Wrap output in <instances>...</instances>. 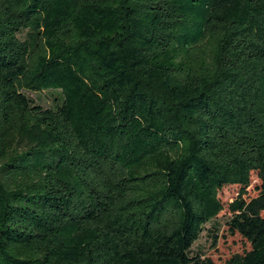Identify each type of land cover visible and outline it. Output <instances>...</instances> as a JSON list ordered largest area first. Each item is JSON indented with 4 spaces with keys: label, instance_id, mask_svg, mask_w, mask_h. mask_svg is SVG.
<instances>
[{
    "label": "trees",
    "instance_id": "1",
    "mask_svg": "<svg viewBox=\"0 0 264 264\" xmlns=\"http://www.w3.org/2000/svg\"><path fill=\"white\" fill-rule=\"evenodd\" d=\"M225 209L264 264V0H0V264H215Z\"/></svg>",
    "mask_w": 264,
    "mask_h": 264
},
{
    "label": "rangeland",
    "instance_id": "2",
    "mask_svg": "<svg viewBox=\"0 0 264 264\" xmlns=\"http://www.w3.org/2000/svg\"><path fill=\"white\" fill-rule=\"evenodd\" d=\"M20 39H24L25 31L18 34ZM35 104L43 108L54 109L60 105L62 94L59 90H44L41 92L22 91ZM259 185L255 175L251 177V186L248 188V193L252 197L256 194V187ZM238 187H225L219 197L224 203L230 202L237 195ZM264 217V211L261 213ZM230 214L227 209L222 211L215 219L206 223L200 233L198 239L190 248L191 256L200 255L201 258H209L215 264H223L227 259L235 254H241L249 250V245L238 234L231 235L228 231L227 222ZM216 236V244L213 246V238ZM213 237V238H212Z\"/></svg>",
    "mask_w": 264,
    "mask_h": 264
}]
</instances>
